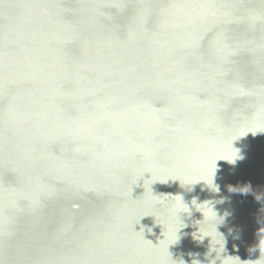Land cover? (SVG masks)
I'll return each mask as SVG.
<instances>
[{
    "label": "water",
    "instance_id": "95a60500",
    "mask_svg": "<svg viewBox=\"0 0 264 264\" xmlns=\"http://www.w3.org/2000/svg\"><path fill=\"white\" fill-rule=\"evenodd\" d=\"M226 256L264 264V0H0V264Z\"/></svg>",
    "mask_w": 264,
    "mask_h": 264
},
{
    "label": "clouds",
    "instance_id": "9594fccd",
    "mask_svg": "<svg viewBox=\"0 0 264 264\" xmlns=\"http://www.w3.org/2000/svg\"><path fill=\"white\" fill-rule=\"evenodd\" d=\"M238 158H242V157H240V154H239V151H238V153H237V158L235 159V161L238 159ZM235 163V162H234ZM247 192V191H246ZM214 211V210H213ZM215 212V214L217 215V212L216 211H214ZM225 215H228V213H225ZM218 216V215H217ZM218 231V230H217ZM222 235V234H221ZM223 236V235H222ZM205 237H211V236H205ZM223 238H224V245H223V247H224V251L223 252H221V253H224L225 252V243H226V241H225V237L223 236ZM218 247H219V245H217ZM220 253V254H221ZM190 256L191 255H193V254H189ZM195 255H198V254H195ZM262 255V254H261ZM220 257H221V255H220ZM227 257H230V256H226V257H224V258H221V261H222V264H223V260L224 259H226ZM260 259H261V256H260V258L259 259H257L256 261H254L253 262V264H259V261H260ZM181 261L183 262V264H186V262L183 260V259H181ZM192 264H200V262L198 261V260H192ZM212 264H215V260H213L212 261Z\"/></svg>",
    "mask_w": 264,
    "mask_h": 264
}]
</instances>
